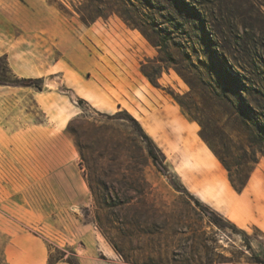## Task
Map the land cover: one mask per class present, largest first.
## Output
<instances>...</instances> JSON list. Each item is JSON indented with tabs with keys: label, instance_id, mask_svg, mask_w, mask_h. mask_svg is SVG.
Masks as SVG:
<instances>
[{
	"label": "rangeland",
	"instance_id": "1",
	"mask_svg": "<svg viewBox=\"0 0 264 264\" xmlns=\"http://www.w3.org/2000/svg\"><path fill=\"white\" fill-rule=\"evenodd\" d=\"M44 2L60 13L55 43L0 22V81L28 80L0 83V264L172 260L178 242L190 256L200 217L185 192L238 228L203 221L214 252L256 264L245 241L264 252V151L238 190L213 149L234 164L264 145V0Z\"/></svg>",
	"mask_w": 264,
	"mask_h": 264
},
{
	"label": "trees",
	"instance_id": "2",
	"mask_svg": "<svg viewBox=\"0 0 264 264\" xmlns=\"http://www.w3.org/2000/svg\"><path fill=\"white\" fill-rule=\"evenodd\" d=\"M229 2V1H228ZM226 2V3H228ZM5 57H0V59ZM3 71L6 73H12L8 63L5 60V65L3 67ZM14 77L13 80L9 81H0V83L3 84H11V85H25L28 80L23 78H17L15 74H12ZM33 83V81H29L26 85H30ZM37 86V85H36ZM182 107H185L183 104L180 103ZM129 118L132 119V117L128 114H126ZM261 131V130H260ZM264 132V130H262ZM261 131V132H262ZM259 134V133H258ZM141 137L146 139V152L148 157L151 159L152 163L154 165L162 166L164 167L163 161L160 157V154L158 152L157 147L152 143V141L148 138L146 134H144L141 130L140 133ZM203 137V136H202ZM205 139V138H204ZM207 141V140H206ZM211 147V146H210ZM251 150V156L249 158L244 159L243 161H237L234 162V164H230L227 161L224 160V158L213 149L214 153L218 157V159L222 162L223 166L226 168V170L229 173V180L232 184V186L235 189H241L246 184L248 175L242 174L241 172H248L249 171V164L256 162V153L260 152L263 153L264 151V145L261 144L256 146H250ZM186 191V190H185ZM186 195L190 198L189 208L193 210V212H197L199 214V223L197 224L198 230L195 232L194 235H192L191 242L189 247V251L191 252L190 256L182 255L186 252V245L177 243L176 247L178 246L179 251H181V254H177L180 256V258L177 259H170L164 256H158V259L156 261H149V262H136V261H129L125 257V261L128 263L133 264H234L233 263V257L227 256L223 254V252H214L215 249H221L224 250V248L218 244V240L216 238L215 233L211 230L210 233H208L204 228L203 221L207 224V226L214 225L218 229L223 231H229L230 233H237L238 228L236 225L223 218L219 213L208 210L206 206L202 204L200 200L197 198H194L191 194L188 192H185ZM175 223V226L173 224H170V230H172L173 233L178 234L179 230H176L174 227L178 226L180 222H173ZM245 247L250 251L251 258H253V262L256 264H264V252L263 253H256L253 251L251 245L249 242L245 241ZM183 252V253H182Z\"/></svg>",
	"mask_w": 264,
	"mask_h": 264
},
{
	"label": "crops",
	"instance_id": "3",
	"mask_svg": "<svg viewBox=\"0 0 264 264\" xmlns=\"http://www.w3.org/2000/svg\"><path fill=\"white\" fill-rule=\"evenodd\" d=\"M30 1V2H29ZM45 0H6L8 5L5 10L0 12V22L4 23L7 28L24 29L27 26L31 29L33 35H40L46 42L55 43L56 39H60L61 20L60 13L50 4H46ZM8 32H10L8 30ZM17 40H14L16 44ZM7 52V51H6ZM55 64L44 65V69H39V73L35 76L54 75L55 70L52 68ZM67 120V118H66ZM39 150L43 153L44 147ZM43 155V154H42ZM91 264H101L100 262H92Z\"/></svg>",
	"mask_w": 264,
	"mask_h": 264
},
{
	"label": "bare ground",
	"instance_id": "4",
	"mask_svg": "<svg viewBox=\"0 0 264 264\" xmlns=\"http://www.w3.org/2000/svg\"><path fill=\"white\" fill-rule=\"evenodd\" d=\"M193 159L195 163L202 169L204 174L203 179L210 181L214 187H219L221 185L222 193L227 192L228 187L226 181L222 179L221 175L217 172L215 161L210 154L207 156L203 155L202 151L195 148L193 143L191 144L189 151H193ZM199 169V168H198Z\"/></svg>",
	"mask_w": 264,
	"mask_h": 264
}]
</instances>
